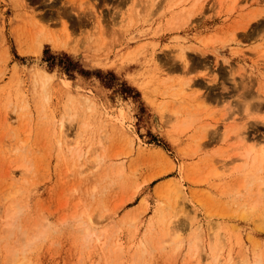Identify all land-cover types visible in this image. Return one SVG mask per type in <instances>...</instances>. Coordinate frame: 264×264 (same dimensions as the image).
<instances>
[{"label":"rangeland","instance_id":"1","mask_svg":"<svg viewBox=\"0 0 264 264\" xmlns=\"http://www.w3.org/2000/svg\"><path fill=\"white\" fill-rule=\"evenodd\" d=\"M263 152L264 0H0V264H264Z\"/></svg>","mask_w":264,"mask_h":264},{"label":"clouds","instance_id":"2","mask_svg":"<svg viewBox=\"0 0 264 264\" xmlns=\"http://www.w3.org/2000/svg\"><path fill=\"white\" fill-rule=\"evenodd\" d=\"M226 105L232 109L230 103H225L224 106ZM9 215V227L6 231L10 234V238L16 241L17 246L12 250L16 257L26 258L58 235L62 227V224H54L46 215H41L35 224L26 225L25 218L28 215V209L22 204H14ZM93 242L90 237H83L81 240L84 247L91 246Z\"/></svg>","mask_w":264,"mask_h":264},{"label":"bare ground","instance_id":"3","mask_svg":"<svg viewBox=\"0 0 264 264\" xmlns=\"http://www.w3.org/2000/svg\"><path fill=\"white\" fill-rule=\"evenodd\" d=\"M49 37V36H48ZM49 38H51V37H49ZM52 39V38H51ZM36 41H38V40H36ZM37 44V51L36 52H41L42 51V43L41 42H37L36 43ZM182 58H183V60H185V62H187V57H186V55H185V53H182ZM48 75H50V74H48V73H46L44 76L47 78L48 77ZM44 77V78H45ZM193 86L195 87V86H197V82L196 83H188V84H186V87H184L185 89L183 90L184 92V97H185V95L187 96V94H188V90L189 89H192L193 88ZM198 87V86H197ZM191 91H193V90H191ZM191 94V93H190ZM189 95V94H188ZM193 115V114H192ZM192 115H191V117H192ZM190 117V116H189ZM194 117V116H193ZM194 119H195V117H194ZM193 118H191L190 120H194ZM188 120V119H187ZM189 120V121H190ZM192 124V123H191ZM85 125H83V127H84ZM237 132V131H236ZM239 135V134H238ZM240 135H242V134H240ZM239 135V136H240ZM243 137H245V135L243 136ZM242 137V138H243ZM103 141V140H102ZM79 157L78 158H80L81 159V157H83L84 156V154L83 153H79V155H78ZM251 158H252V164L254 165V164H259V165H257L258 167H261V166H264V152L261 154H257V153H255V154H252V156H251ZM88 159V158H87ZM86 159V160H87ZM78 162H79V160H78ZM76 164H78L77 162H76ZM75 165V164H74ZM80 165V167H82V166H84L85 164L84 163H80V164H78V166ZM25 166V165H24ZM94 166H96L97 167V165H94ZM255 166V165H254ZM74 167V166H73ZM171 168H172V166H171ZM252 174V173H251ZM250 175V174H249ZM248 175V176H249ZM247 176V177H248ZM251 176H253V175H250V180L253 178H251ZM255 174H254V180H255ZM246 177V178H247ZM249 179V178H248ZM246 180V181H245ZM150 181V180H149ZM244 183L243 184H241L242 186H243V188L245 187V188H247L246 187V184H247V179H244ZM253 181V180H252ZM251 181V182H252ZM250 182V181H249ZM248 182V184H250V186L253 184V182H252V184L251 183H249ZM248 184H247V186H248ZM260 187H259V190H258V194H255L256 196H257V198L256 197H254V200H255V198H256V200L255 201H253V202H251V205L249 206L250 207V209L249 210H247V212H245L246 213V215H247V213L249 214V212L250 213H253L254 211H257V210H259L260 209V206L262 205L263 206V202H264V182H262V183H260V185H259ZM249 187V186H248ZM167 191H168V194L166 193V195H164V197H165V199H167L168 200V206H170V208H172V210H173V212L175 213V215L176 214H178L179 212H181V211H183L184 210V201L183 200H180L181 198H183V194H184V191L181 189V188H177V189H175V188H172L171 186H169L168 187V189H167ZM166 191V192H167ZM163 192V191H162ZM134 199V197L133 196H131L130 198H126L124 201H122L120 204H119V206H117V208L115 209V212H114V214H110L109 216H108V219H110V218H114L117 214H118V210L119 209H121L123 206H124V204L126 203V202H130V201H132ZM142 203H145V201H144V199H142ZM141 203V204H142ZM85 211V210H84ZM83 211V212H84ZM263 212V211H262ZM86 214H87V212H85ZM242 214H244V213H242ZM263 215H264V213H262ZM261 214V215H262ZM245 215V214H244ZM135 215H131V213L130 214H128V218L129 217H134ZM117 217V216H116ZM87 222L90 224V226H92L93 227V224H95V220H94V217H93V214L91 213V214H88V216H87ZM167 228H168V231H166L167 233L165 234V236L164 237H168V236H171V238H172V240H175L177 237H172V235L170 234V233H172L176 228H174L173 227V220H170V221H168V224H167ZM169 233V234H168ZM168 241H169V239H168ZM14 259V262H16L17 261V257H15V258H13ZM19 264H22L23 262L21 261V262H18ZM220 263V262H219ZM256 264H263V260H262V258L261 257H259V259L256 261Z\"/></svg>","mask_w":264,"mask_h":264}]
</instances>
